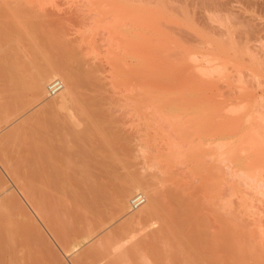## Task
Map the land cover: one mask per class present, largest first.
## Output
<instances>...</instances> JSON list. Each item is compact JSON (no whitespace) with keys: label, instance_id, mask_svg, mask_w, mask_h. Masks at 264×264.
<instances>
[{"label":"rangeland","instance_id":"obj_1","mask_svg":"<svg viewBox=\"0 0 264 264\" xmlns=\"http://www.w3.org/2000/svg\"><path fill=\"white\" fill-rule=\"evenodd\" d=\"M178 1L184 2L0 0V62L8 54L14 66L11 78L0 81V200L15 194L18 206H0V229L6 230L0 231L11 233L1 237L0 255L17 254L21 264H49V255L57 264H78L97 238L80 240L86 210L72 206L52 216L70 233L57 237V223L42 219L9 170L13 150L24 143L14 136L32 122L25 119L44 114L66 84L83 92L76 78L97 65L105 70L110 120L139 134L134 140L142 144L130 157L136 176L128 183L126 208H116L105 226L120 225L146 206L150 193L178 183L195 197L196 214L210 226L205 229L224 239V262L218 255L210 260L264 264V0L246 9L236 0H194L184 7ZM235 12L245 23H235ZM63 48L74 57H65ZM37 76H45L42 93Z\"/></svg>","mask_w":264,"mask_h":264},{"label":"bare ground","instance_id":"obj_2","mask_svg":"<svg viewBox=\"0 0 264 264\" xmlns=\"http://www.w3.org/2000/svg\"><path fill=\"white\" fill-rule=\"evenodd\" d=\"M183 1V3L178 1L183 4V7L184 3H188L187 6L190 5L188 1H191V4L194 3V0ZM236 2L240 6L244 5L243 9H246L250 4H253L254 7L258 4V0H236ZM216 11L219 12L218 9ZM253 11L255 12V10ZM225 15L228 14L225 13ZM242 15L237 13L236 16L238 17L234 16L236 18L235 23L239 26L242 20L243 22L246 20L242 19L244 18ZM243 25V28L241 26L242 32L245 27L247 28V24ZM232 29L234 31L233 27ZM245 33L247 32L245 31ZM61 50L65 57L68 56L70 59L74 57V54L68 49L63 48ZM1 59L0 81H4L9 77L11 78L14 66L8 58V54H5ZM104 72V68L92 65L89 69L84 70L81 76L79 73L75 80L76 83L74 82V86L79 88L80 82L84 85H82L83 92L75 91L73 86L70 87L66 84L62 93L60 92L61 94L58 95V100L53 101L44 114H36L26 118L25 120L32 122L23 126L24 129L19 135L17 134L18 136H14L20 142L24 140V143L13 150L16 156H11L12 161L9 160L10 158L8 159L5 149L1 150L3 151L4 163L7 157L6 159L11 162L9 165L10 172L13 171V175L19 177L25 195L30 198L31 204L42 216V219L45 218L47 222L49 221L53 225L52 227H54L52 223L61 220L56 219L57 216L55 218L52 216L54 217L58 213H67V209H70L68 207L76 208L74 212L78 211L79 208L86 210V222L84 227L80 229V240L90 237L91 240L93 237L94 239L97 238L91 246L89 245L90 247L84 249L83 252L81 251L78 264L79 262L80 264H222L224 260L221 256L225 251L223 237H217L216 232L207 230L210 226L207 227L206 225L205 227L203 218L196 214L195 197L188 189L186 192L185 188L180 187L182 184L179 186L178 183L171 184L173 179L169 181L171 185L163 192L157 189L158 193L153 191L154 195L150 193L153 196L149 194L147 198L145 197L148 201L146 206L137 212L130 213L120 225L105 226L109 217L112 218L114 215L116 208L121 212L126 208V198L132 187L130 185L128 187V183L135 179L133 176H136L131 171L134 164H132L130 157L134 151L142 150V144L135 143L134 140L138 141L139 134L136 136L134 134L136 132L132 134V129L126 132L124 128L129 129L122 124L121 127H124V130H121L118 125L119 121L116 124V120H110L114 116H112L114 112L112 107L106 108V97L103 96L105 87L102 82L106 78V76H102ZM44 77L37 76L35 78V88L38 93L44 91ZM1 92L0 94H2ZM138 98L141 99V94L138 95ZM259 109L261 110V108ZM127 133L132 135H127ZM9 151L11 152V150ZM9 161H7L8 164ZM5 166L7 167V165ZM132 170L134 171L135 167ZM166 185L168 186V184ZM123 187L127 188L124 190ZM21 192L23 191L21 190ZM8 196L2 197L0 200V206L7 207V210L14 207L16 202L12 199L13 196L11 198ZM140 197L142 196L139 195L137 199ZM15 207L18 209L17 205ZM73 208L70 210L73 211ZM68 216L70 215L68 214ZM7 222L9 223V221ZM62 222L64 223V221ZM59 225H61L59 222L57 225L55 224V228L58 230V232L55 230L58 234L56 236L65 240L70 233L68 228H65L66 226L61 227ZM0 226L3 225L0 224ZM104 226L109 230L103 229ZM3 231H0V239L5 236ZM10 234L8 232L5 237L9 236L10 238ZM15 255H0V264H21L19 262L21 257L18 254V259ZM210 255L211 258L213 255H218L222 263L218 262V259L210 260ZM51 256L49 255V264L56 263L57 259L52 261L54 256ZM240 258L242 257L236 259L233 264L246 263V261L245 263L239 262ZM30 259L39 260L38 258L34 259V257ZM255 259L258 261L257 258ZM24 261L23 264H25ZM262 262H264L263 258ZM40 264L42 263L40 262Z\"/></svg>","mask_w":264,"mask_h":264},{"label":"built area","instance_id":"obj_3","mask_svg":"<svg viewBox=\"0 0 264 264\" xmlns=\"http://www.w3.org/2000/svg\"><path fill=\"white\" fill-rule=\"evenodd\" d=\"M56 83H57V82H56ZM56 85H57V84H56ZM53 86H55V83H54ZM138 196H139V195H138ZM138 196H136V198L134 199V201L137 202V203H140V202L142 201V198H143V197H140V198L137 199ZM136 199H137V200H136Z\"/></svg>","mask_w":264,"mask_h":264}]
</instances>
